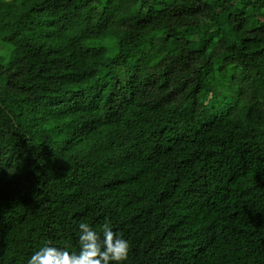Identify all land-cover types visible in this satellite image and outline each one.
Listing matches in <instances>:
<instances>
[{"label":"trees","instance_id":"obj_1","mask_svg":"<svg viewBox=\"0 0 264 264\" xmlns=\"http://www.w3.org/2000/svg\"><path fill=\"white\" fill-rule=\"evenodd\" d=\"M105 220L264 264V0H0V264Z\"/></svg>","mask_w":264,"mask_h":264},{"label":"clouds","instance_id":"obj_2","mask_svg":"<svg viewBox=\"0 0 264 264\" xmlns=\"http://www.w3.org/2000/svg\"><path fill=\"white\" fill-rule=\"evenodd\" d=\"M78 249L45 243L27 258V264H125L130 241L105 220L101 231L81 221L76 225Z\"/></svg>","mask_w":264,"mask_h":264},{"label":"rangeland","instance_id":"obj_3","mask_svg":"<svg viewBox=\"0 0 264 264\" xmlns=\"http://www.w3.org/2000/svg\"><path fill=\"white\" fill-rule=\"evenodd\" d=\"M181 117H182V118H185V117H186V114H182Z\"/></svg>","mask_w":264,"mask_h":264}]
</instances>
